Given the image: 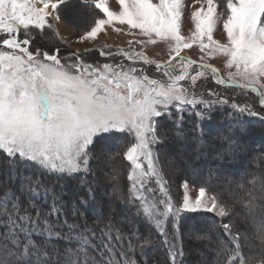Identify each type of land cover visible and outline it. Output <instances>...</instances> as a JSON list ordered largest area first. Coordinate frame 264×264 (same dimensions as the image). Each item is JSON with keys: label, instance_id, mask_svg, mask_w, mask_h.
<instances>
[{"label": "snow or ice", "instance_id": "6c2138e0", "mask_svg": "<svg viewBox=\"0 0 264 264\" xmlns=\"http://www.w3.org/2000/svg\"><path fill=\"white\" fill-rule=\"evenodd\" d=\"M82 2L99 12L80 40H93L104 26L118 22L128 26L129 34L140 30L147 39L138 43L164 42L170 55L160 62L143 52L105 51L107 46L77 49L67 57H60L58 48L54 54L40 48L32 51L34 30L42 33L51 28L50 18L60 19L67 0H0V175L7 180L0 184V264H138L137 255L146 259L148 250L158 247L166 253L165 264H186L179 233L183 214L202 210L223 220L233 213L240 216L237 206L243 209L241 219L252 229L251 235L247 228L237 229L232 219L218 226L223 235L217 233L215 240V224L190 236L208 242L201 264H264V174L237 185L240 194L231 204L215 193L205 199L210 189L204 186L193 201L184 181L183 200L178 203L156 151L167 136L161 119L167 115L172 120V108L178 114L172 121L178 135L183 134V113L188 112L197 119L194 136L202 138L200 122L211 119L216 106L235 110L228 113L229 120L238 112L264 121L248 104L229 105L227 98L211 89L209 99L195 91L198 81L211 78L217 85L251 90L264 107V0H205L206 8L201 4L191 12L193 28L188 36L181 31L183 0H116L118 10L107 0ZM220 19L227 43L213 36ZM193 45L203 56L223 54L224 67L235 71H228L225 79L211 65L181 55V49ZM93 51L110 62H87L83 57ZM115 56L132 64L112 62ZM141 62L155 65L161 77L150 78L144 67L133 66ZM176 63L178 71L173 67ZM235 123L242 120L237 117ZM245 131L229 129L221 160L243 148L236 137ZM105 134L124 137L122 152L107 159L122 158L131 165L127 196L121 199L128 212L119 222L111 216L105 219L102 208L96 213L95 189L86 179L92 147ZM81 173L77 187H88L82 194L74 193L72 201L65 198V185L57 192V185L45 182L47 176L75 179ZM111 180L113 191L122 192L119 175ZM89 214L97 217L94 225L88 224ZM129 215L134 220L125 226ZM141 223L148 227L146 234L140 231Z\"/></svg>", "mask_w": 264, "mask_h": 264}, {"label": "trees", "instance_id": "16d2710c", "mask_svg": "<svg viewBox=\"0 0 264 264\" xmlns=\"http://www.w3.org/2000/svg\"><path fill=\"white\" fill-rule=\"evenodd\" d=\"M92 9H94V5L90 8L82 0H67V3L61 6L59 16L62 20L66 17L74 28L80 30L81 33H85V31L90 30V26L94 24L96 14L99 12V10L93 11ZM81 10L84 16L78 24H75ZM72 12H76V15L74 16ZM102 15L100 13L101 17ZM72 16H74L73 19ZM84 21H86V24L83 26ZM230 88H233V92ZM230 88L224 90L228 93H236L235 91L245 93L237 87ZM246 94L254 99L258 103V107L264 111V107L259 104V99L255 93L248 90ZM200 110V108L196 109V111ZM171 111L173 112L172 120H169L167 115L161 119L162 131L167 132L165 139L167 140L166 143L169 144V148H171L170 153H172L175 162L181 168V173L176 172L174 174L167 167L164 157L161 159L162 163H164V168H162L164 175L168 179L171 188L174 187L175 190H179L181 182L185 180L196 188L204 186L206 189H210L208 192L217 194L223 201L231 204L235 197L240 194L237 191V185L241 183L247 184V180L251 179L253 175L264 174V121L260 120L259 117H252L247 115V113L240 114L237 112L236 116L229 120L227 119L228 113L235 110L230 106H216L212 110L211 119H205L200 122L202 125V138H200L194 136L193 133L197 119L194 115L189 116L188 112L183 113V134L178 135L176 126L172 123L178 114L174 108ZM237 117L242 120V124L237 125L235 123ZM237 127L246 130L243 135L238 132L236 137L243 144V148L234 156L225 155L221 160L219 155L225 153L228 147L224 137L229 134V129ZM123 142L124 137L122 136H107L106 134L104 139L96 140L92 147L93 160L90 165V174L86 177L88 184L95 189L96 213H99L102 208L105 219L111 216L114 222H119L124 214L128 212V207L121 202V199L127 196L129 185L127 176L130 164L122 158H117L115 161L107 160L108 164L101 167L100 161L102 158L107 159V156L111 153L122 152L121 146ZM114 174L119 175L122 192L113 191L111 177ZM82 176L83 173L77 175L75 179H60L53 175L47 176L45 182L57 185V192L61 191L60 185H65V198L72 201L75 198L74 193L80 192L82 194L83 191L87 190V184L82 190L77 187ZM4 183H7L6 177L0 175V184ZM152 186L155 187V184ZM172 191L170 194L174 198ZM235 211L241 215L234 216L235 213H233L223 220L214 213L206 211L183 214L184 218L179 221V233L183 237L186 264H201L208 249L207 241L197 242L189 237L207 232L214 224L217 228L212 234L213 240L216 239L217 233L221 236L223 235L222 229L218 226L222 223H228L232 219H234L235 225L240 230L242 229L244 232L247 228L248 234L251 235L252 229L245 225L241 219L243 209L237 206ZM133 220L134 218L129 215L128 220L125 221V226L129 221ZM95 223H97L96 215L89 214L88 224L94 225ZM139 228L141 233L146 234L148 231L147 225L143 223L139 225ZM156 239L160 238L157 237ZM136 259L138 264H165L166 253L162 248L158 247L148 250L146 259L139 255H137Z\"/></svg>", "mask_w": 264, "mask_h": 264}, {"label": "rangeland", "instance_id": "374dc122", "mask_svg": "<svg viewBox=\"0 0 264 264\" xmlns=\"http://www.w3.org/2000/svg\"><path fill=\"white\" fill-rule=\"evenodd\" d=\"M107 3L113 10H118L116 6V0H107ZM183 3L186 5V7L184 8L181 31H182V35L188 36L190 35V29L193 28L191 22V12L194 11L196 8L201 7V4H203L204 7L206 8L207 4L205 0H183ZM72 13L74 16L76 15V12H72ZM74 16H72V19ZM83 16L84 13L81 10L80 14L77 16L76 19L77 21H75V24H78ZM65 19L62 20L60 18L59 20H57L55 16H53L50 18V23L52 25L51 28L46 27L42 33L34 30V35L36 38L31 45V50L35 51L36 48H40L41 51H47L49 53L54 54L55 50L58 48L59 56L67 57L69 52L77 49L83 51L84 49H91L94 46L95 47L107 46V48H105V51L107 50L115 51L117 49H121V50H130L133 52H143L145 56H147L149 59L153 61L163 62V61H167L169 58L170 53L167 44L159 40H157L155 44L138 43V41H145L147 38L141 35L139 29H133L131 30V34H129L128 26L126 24L121 25L118 22H114L113 26H104L105 30L100 32L95 39L80 40V37L83 36L84 33H81L80 30L74 28V26L69 23L66 17ZM113 28L121 29V31H114ZM213 36L216 40L220 41L221 43H227L226 33L223 30V19H220L217 22V26L213 33ZM21 38L23 37L21 36ZM112 43L113 45H111ZM181 50H184L188 54V55L183 54L182 56H186L189 59L196 61L197 64L203 63V64L211 65L212 67L218 69L219 75L221 77H224L225 79H227L228 71H235V69H227L226 67H224V60L226 58L223 56V54H218L216 56H203V53H201L198 45H193L191 49H181ZM202 56L203 59H201ZM83 58L87 62L93 64L96 63L104 64L110 62L109 60H106L105 58L101 57L99 51L89 52ZM121 60H123L125 65L132 64L131 61L124 59L121 56H115L112 62L119 63L121 62ZM64 62L66 61L62 60V63ZM133 66L144 67L146 69V73L150 76V78L161 77V73L156 71L155 65L149 67L141 62L134 64ZM173 67L176 68L177 71L179 70L178 63L174 64ZM207 74L208 77H211L210 71ZM230 87L231 86H227V85L225 86L217 85L211 78H209L207 80L201 79L200 81H198L195 91L197 93H201V92L204 93V98L209 99L211 97H209L207 93L208 90L211 89L214 92L220 93L224 98H227L229 100V105L232 102L240 104L241 106H243L244 104H248L253 111L258 112L260 116H264V111H262L258 107L257 105L258 103L246 93H243L241 91L240 93H238V91H235L236 93H228L226 92V90H224ZM232 89L233 88H230L231 91ZM166 142L167 140L165 139L164 143L160 144L156 148V151L160 155V161L164 157V161L167 167L169 168V170L174 172V174L176 172L181 173V168L179 164L175 162L172 153H170L171 148H169L168 146L169 144H167ZM107 160L108 159L102 158V160L100 161L101 167L102 166L104 167L105 165L108 164ZM161 167L164 168V163H162V161H161ZM184 181L181 182V185ZM171 190H173L172 191L174 197L173 201L182 203L185 190L182 187H180L179 190H175V188L173 187L171 188ZM197 192H198V188L188 183V194L193 201L195 200V196L197 195ZM211 195H212L211 192H207L205 199H207ZM234 216L237 215L235 214ZM236 228L240 230L238 226H236ZM240 231L243 232L242 229ZM246 248L247 247L244 248V252L248 251V249L246 251Z\"/></svg>", "mask_w": 264, "mask_h": 264}, {"label": "crops", "instance_id": "0c3cea01", "mask_svg": "<svg viewBox=\"0 0 264 264\" xmlns=\"http://www.w3.org/2000/svg\"><path fill=\"white\" fill-rule=\"evenodd\" d=\"M111 45H113V43L111 44ZM181 55H183V53L185 54V55H188L184 50H181Z\"/></svg>", "mask_w": 264, "mask_h": 264}, {"label": "bare ground", "instance_id": "6f19581e", "mask_svg": "<svg viewBox=\"0 0 264 264\" xmlns=\"http://www.w3.org/2000/svg\"><path fill=\"white\" fill-rule=\"evenodd\" d=\"M84 19H86V17H84ZM89 19V18H88ZM88 22V21H87ZM84 24H86V21H84V23L82 24L84 26ZM184 54V53H183Z\"/></svg>", "mask_w": 264, "mask_h": 264}]
</instances>
